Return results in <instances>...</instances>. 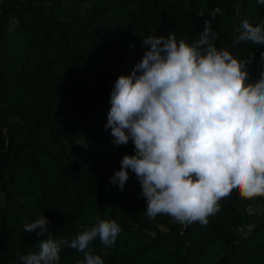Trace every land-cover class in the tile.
I'll return each instance as SVG.
<instances>
[{
	"label": "trees",
	"instance_id": "obj_1",
	"mask_svg": "<svg viewBox=\"0 0 264 264\" xmlns=\"http://www.w3.org/2000/svg\"><path fill=\"white\" fill-rule=\"evenodd\" d=\"M244 18L264 23V5L0 0V264H22L19 256L36 250L46 237L23 226L42 215L52 234L69 241L81 223L91 225L97 216L116 220L122 231L105 264H197L213 242L222 250L213 264H264V197L244 200L233 191L206 225H182L167 215L149 219L131 171L123 190L109 183L134 145L113 144L104 127L115 81L131 73L148 35L174 32L190 43L205 19L212 20L217 47L242 60L255 53L249 68L254 82L264 70V46L233 43V29ZM90 247L95 254L104 250L99 239ZM60 255V264L84 259L66 246Z\"/></svg>",
	"mask_w": 264,
	"mask_h": 264
},
{
	"label": "clouds",
	"instance_id": "obj_2",
	"mask_svg": "<svg viewBox=\"0 0 264 264\" xmlns=\"http://www.w3.org/2000/svg\"><path fill=\"white\" fill-rule=\"evenodd\" d=\"M212 20L205 19L190 43L174 32L143 38L141 59L117 78L110 95L105 130L115 145L131 141L134 154L123 156L109 183L123 190L131 171L149 219L167 215L182 225H206L233 191L244 200L264 197V70L250 82L255 53L242 60L217 47ZM233 31L236 45L264 46V23L244 18ZM37 229V237L46 238L19 256L22 264H60L65 246L83 254L79 264H105L103 256L122 231L116 220L99 216L91 225L81 223L71 241L52 234L45 215L23 226V232ZM97 239L100 254L90 247Z\"/></svg>",
	"mask_w": 264,
	"mask_h": 264
},
{
	"label": "rangeland",
	"instance_id": "obj_3",
	"mask_svg": "<svg viewBox=\"0 0 264 264\" xmlns=\"http://www.w3.org/2000/svg\"><path fill=\"white\" fill-rule=\"evenodd\" d=\"M222 250L219 242H213L207 249L205 254L198 259L197 264H213L220 257Z\"/></svg>",
	"mask_w": 264,
	"mask_h": 264
}]
</instances>
